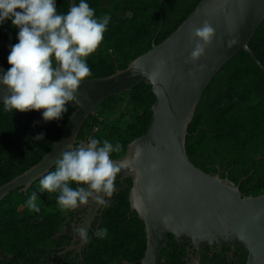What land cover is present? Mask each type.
<instances>
[{"label": "trees", "instance_id": "16d2710c", "mask_svg": "<svg viewBox=\"0 0 264 264\" xmlns=\"http://www.w3.org/2000/svg\"><path fill=\"white\" fill-rule=\"evenodd\" d=\"M200 1L88 0L95 15L108 13L110 20L103 40L86 58L91 70L86 78L105 77L126 68L152 48L162 17L156 44L171 35ZM56 6L57 11L66 12L70 0H56ZM17 31L10 21L0 25V59L7 68L9 45L17 42ZM249 46L264 65V20ZM154 101L152 86L146 82L109 97L86 119L78 139L119 142L120 151L111 153V158L121 157L128 143L146 133ZM67 109L60 120L45 122L42 110L4 111L0 103V186L51 150L74 111ZM40 132L43 140L34 141L32 137ZM186 148L190 160L206 172L228 176L235 183L246 177L241 184L244 196L264 194V70L245 50L234 55L207 86L189 125ZM39 179L27 191L13 190L0 201V264L140 263L147 237L144 222L130 207V177L123 183L117 179L120 185L110 198V207L100 209L84 248L74 256L73 251L62 252L72 244L75 209L61 211L57 193L40 191ZM32 192L37 193L39 213L24 204ZM98 227L108 229L106 238L94 235ZM181 243L169 236L162 250L168 264H185ZM236 256L235 264L247 263L245 250Z\"/></svg>", "mask_w": 264, "mask_h": 264}, {"label": "water", "instance_id": "95a60500", "mask_svg": "<svg viewBox=\"0 0 264 264\" xmlns=\"http://www.w3.org/2000/svg\"><path fill=\"white\" fill-rule=\"evenodd\" d=\"M71 2L75 0L70 6ZM263 20L264 0H201L171 35L156 44L162 17L151 49L124 69L81 82L77 100L66 104L74 111L59 139L38 163L0 186V201L13 190L27 191L55 167L67 147L86 142L78 139L80 130L103 101L146 82L155 96L147 131L128 143L124 155L112 158L121 169L116 178L132 179L130 207L145 224L147 243L140 264H159L170 235L199 250L242 247L248 254L246 264H264V194L244 196L241 184L246 177L235 183L228 176L206 172L190 160L186 148L197 106L223 66L245 50L264 70L249 46ZM205 21L214 35L204 55L192 62L188 59L196 42L192 30ZM7 69L0 59V70ZM4 91L0 85V100ZM98 208L94 204L82 223L87 237ZM85 243L82 240L79 248ZM75 248L70 245L62 253Z\"/></svg>", "mask_w": 264, "mask_h": 264}, {"label": "clouds", "instance_id": "9594fccd", "mask_svg": "<svg viewBox=\"0 0 264 264\" xmlns=\"http://www.w3.org/2000/svg\"><path fill=\"white\" fill-rule=\"evenodd\" d=\"M109 20L108 13L95 15L88 0L71 2L66 12L57 11L56 0H0V25L10 21L18 29L17 42L9 45L10 67L0 70V85L5 89L0 100L3 110H42L43 121L60 120L68 110L67 102L77 100L81 82L91 76L86 58L103 40ZM214 31L207 21L192 30L196 42L188 57L190 61L204 55ZM43 138V132L32 137L34 141ZM120 148L119 142L96 137L67 147L56 159L54 170L40 177V191L57 193L61 211L89 202L110 207L116 174L121 170L111 153ZM136 155H140L139 151ZM37 199V193L32 192L24 204L39 213ZM77 232L86 242V230L79 227ZM107 234L105 227H98L94 233L100 239Z\"/></svg>", "mask_w": 264, "mask_h": 264}, {"label": "flooded vegetation", "instance_id": "af4514ba", "mask_svg": "<svg viewBox=\"0 0 264 264\" xmlns=\"http://www.w3.org/2000/svg\"><path fill=\"white\" fill-rule=\"evenodd\" d=\"M117 179H120V182L122 183L124 181L123 180L124 178L121 179V177H117L116 180L114 181L116 185L115 190H117L120 185L116 183ZM93 205L94 203L89 202L88 204L82 205L75 209V214H74L75 216L73 218L74 220L71 225L72 226V230H71L72 244L71 245L76 246V248L69 250V251L74 252L72 256H74L76 253L77 254L80 253L86 244L85 243L81 248H79V245L81 244L82 239L80 238L77 232V228L82 227V223L84 222L86 215L89 213V210ZM101 208L102 207L99 206L97 210V214L95 215L93 221L91 222L89 232L92 229V225L96 217L99 215ZM89 232H88V235H89ZM179 246L185 247L186 252H185V255L182 257V260H184L185 264H235L234 259H235L237 251L241 253L242 250H244V248L242 247L233 249L225 245L221 247L220 246H214V247L206 246L203 249L199 250L187 242H182ZM236 258H237L236 263H238V257L236 256ZM167 262L168 260L165 257H162V252H161L159 264H168Z\"/></svg>", "mask_w": 264, "mask_h": 264}]
</instances>
